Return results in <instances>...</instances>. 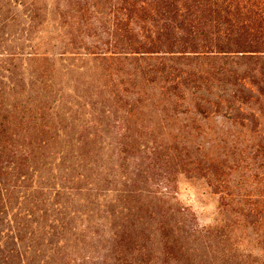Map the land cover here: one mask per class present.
Instances as JSON below:
<instances>
[{
  "label": "rangeland",
  "instance_id": "obj_1",
  "mask_svg": "<svg viewBox=\"0 0 264 264\" xmlns=\"http://www.w3.org/2000/svg\"><path fill=\"white\" fill-rule=\"evenodd\" d=\"M112 2L0 0V128L6 129L5 136L0 133V148L27 147L33 170L24 169L25 178L18 177V168L1 162L13 158L7 151L2 153L3 192L12 195L14 208L19 206V193L26 195L21 207L27 209L36 197L39 202L48 199L49 192L43 193L47 190L38 185H62L63 177L74 178L85 170L100 185L108 179L110 189L132 188L136 183L145 194L165 196V207L187 209L192 223L217 234L216 241L225 239V250L233 247L236 255L229 264H254V258L264 263V224L254 228V209L264 210V157L257 151L264 147L260 104L254 99L241 104L246 121L242 124L197 112L190 93L185 99H172L168 85L154 71L160 56L132 60L124 52L111 55L116 41L106 35L99 40L102 29L96 20L103 13L107 18ZM30 9L37 17L31 26L27 17L34 11ZM141 26L144 23L132 24L147 35ZM79 33H89L84 35L86 43L93 51H105L107 59L83 53L75 38ZM254 112L259 115L257 128ZM103 194L87 195L102 202ZM43 208L45 203H38L35 215L24 218L25 241L31 233L34 241L50 236L43 217L48 215L50 224L53 212L45 215ZM86 221L85 214L75 218L77 223ZM96 230L101 237L95 239L94 233L79 237L82 255L87 254L84 246L95 255H106L107 235L102 236L97 227L90 231ZM2 241L7 250L13 248L9 236ZM92 243H97L95 248ZM72 245L59 254L69 256ZM45 255L33 250L27 257Z\"/></svg>",
  "mask_w": 264,
  "mask_h": 264
},
{
  "label": "trees",
  "instance_id": "obj_2",
  "mask_svg": "<svg viewBox=\"0 0 264 264\" xmlns=\"http://www.w3.org/2000/svg\"><path fill=\"white\" fill-rule=\"evenodd\" d=\"M112 5L113 10L105 13L106 19L103 13L104 17L96 20L97 27L102 29L99 40L106 35L116 41L111 55L124 52L132 60L160 56L154 71L168 85L172 99H185L190 93L197 112L207 117L223 115L242 124L246 121L241 104L254 99L261 106V114L264 113V0H114ZM30 11L34 15L27 17L29 26L37 21L35 9ZM134 22L144 23L141 28L148 31L147 35L132 27ZM84 35L75 36L82 44L83 53L107 59L105 51H93ZM253 116L257 128L259 115L254 112ZM0 133L5 136L6 129L1 127ZM6 151L12 162L1 161V154ZM257 151L264 157L263 146ZM31 153L27 147H1L0 161L13 164L20 170L18 177L23 179L27 175L23 170H32L28 161ZM63 180L62 185H38L47 190L43 193L49 192L48 199L39 202L36 197L32 200L33 207L24 209L21 203L26 195L19 193V206L14 208L12 195L3 192L5 183L0 175V247L4 249L0 264H76L77 259V264H86L89 259L92 264H229L230 258L236 257L233 247L225 250V239L220 237L221 241H216L217 234L194 225L187 209L165 207L166 202L162 204L165 196L145 194L136 183L132 188L112 190L108 179L102 185L95 183L87 170L74 178L65 176ZM30 186L28 190H32ZM92 191L105 192L102 202L99 197L87 195ZM38 203H45V215L49 210L53 212L50 224L48 215L43 217L50 236L45 234L34 241L31 233L28 242L25 241L28 233H22L23 220L35 215L33 208ZM84 207L87 209L82 211ZM97 210L103 213L96 214ZM81 214L86 215L87 221L75 222ZM263 224L264 210L254 209V228ZM95 227L101 229L102 236L107 235L104 257L95 255L93 249H85L86 246L82 250L87 254L82 255L78 247L79 237L93 233L94 238L101 237L98 230L90 231ZM58 233L54 242L52 238ZM1 235L9 236L13 248L7 250ZM69 243L73 244L70 255L59 254ZM96 245L92 243V247ZM33 250L46 255L43 259L28 260V253ZM254 264L264 263L254 258Z\"/></svg>",
  "mask_w": 264,
  "mask_h": 264
}]
</instances>
